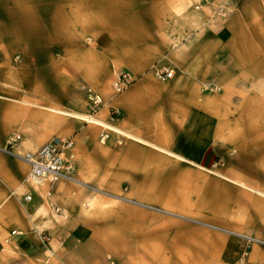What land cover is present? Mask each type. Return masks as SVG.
I'll use <instances>...</instances> for the list:
<instances>
[{
    "label": "crops",
    "instance_id": "0c3cea01",
    "mask_svg": "<svg viewBox=\"0 0 264 264\" xmlns=\"http://www.w3.org/2000/svg\"><path fill=\"white\" fill-rule=\"evenodd\" d=\"M199 2L0 0V150L14 135L16 155L71 139L80 184L264 239V0H230L225 18ZM157 69L173 75L160 81ZM118 71L134 81L113 95ZM202 84L221 92L202 94ZM88 91L102 98L96 109ZM28 171L0 151V264H52L86 238L78 215L90 194L33 186ZM114 206L155 234L148 245L175 256L168 263L238 256L231 238ZM249 262L264 264V250Z\"/></svg>",
    "mask_w": 264,
    "mask_h": 264
},
{
    "label": "rangeland",
    "instance_id": "374dc122",
    "mask_svg": "<svg viewBox=\"0 0 264 264\" xmlns=\"http://www.w3.org/2000/svg\"><path fill=\"white\" fill-rule=\"evenodd\" d=\"M212 18L216 17L212 14ZM157 71L165 72V70L160 69H157ZM122 73L128 74V72L125 71H118L112 77L110 83V91L113 95L115 94L112 91V82L118 74ZM130 78L131 85L134 79L132 77ZM205 87L216 86L202 84V94L210 95L219 94L221 92V89L219 87H217L219 88V91L213 93L205 90ZM114 111L115 110H111L112 120L119 117L120 115L119 112H117L118 115H114ZM15 136L17 137L18 135L12 136L11 139ZM18 137L20 140V136ZM102 139L103 138L101 137V140ZM0 151L20 162L22 161L18 156L21 157L25 155L12 154L9 151V144L8 146H6V148L1 149ZM75 171L76 167L72 175L74 181L66 183L73 184L74 186H77L79 188L81 187L82 189L86 190L88 194H90V196L85 198L90 200H87L83 203V206H81V212H79L78 215L80 216L78 221L79 226L83 230L84 236L86 238L83 240L80 247L77 248V250L68 253L64 252V256H50V261L52 260L51 262H53L52 264H175L173 262L168 263L167 261L168 259H172L175 256H170L167 254L162 255L161 253H158L162 250L161 247L157 248L148 245V243L151 244V242L155 244V242L159 240L156 239L155 234H153L152 232L147 233L145 229H141L140 223H135V219L133 218L136 214L127 209L129 207L114 206V204L116 205L120 202L122 204L130 205L133 207H137L138 209L147 211L149 214L181 220L197 226L206 232L215 233L220 236L233 239L237 244L238 256L231 262H227L226 264H250L249 259L252 250H264V239L262 238H257L245 234H236L209 223L197 222L181 218L160 208L142 206L132 200H126L123 197L115 198L114 196L101 192L90 185L88 186L86 184H80L75 178ZM93 199L106 200L108 204L102 206H97L95 205V203L91 204V201ZM117 200L118 202H120L117 203ZM131 220L133 222H131ZM247 240L250 241L248 248L246 247ZM165 242L167 243L168 239H166Z\"/></svg>",
    "mask_w": 264,
    "mask_h": 264
},
{
    "label": "built area",
    "instance_id": "2783aa9c",
    "mask_svg": "<svg viewBox=\"0 0 264 264\" xmlns=\"http://www.w3.org/2000/svg\"><path fill=\"white\" fill-rule=\"evenodd\" d=\"M211 8L212 14L215 17L225 18L229 7L230 0H200L195 9L201 7ZM155 77L158 80L165 81L172 77L171 71L155 72ZM131 83L129 74H118L112 82V91L115 95L125 91ZM205 90L213 93L219 91L217 87H205ZM89 102L93 109H96L102 104L101 98L88 91ZM118 115L117 111L113 112ZM104 139V137H102ZM19 137L15 136L9 141V146L17 144ZM73 142L71 139L53 138L34 153H27L24 156H18L21 161H27L29 172L27 182L33 186L48 184L50 187L59 182H73V173L75 170V156L72 152ZM50 196V194H48ZM25 202L31 201L30 196L23 198ZM54 212H58L57 208H53ZM250 241H246L248 248ZM246 255V254H244Z\"/></svg>",
    "mask_w": 264,
    "mask_h": 264
},
{
    "label": "bare ground",
    "instance_id": "6f19581e",
    "mask_svg": "<svg viewBox=\"0 0 264 264\" xmlns=\"http://www.w3.org/2000/svg\"><path fill=\"white\" fill-rule=\"evenodd\" d=\"M22 162H24V163H26V164L28 165L27 161H22ZM28 166H29V165H28Z\"/></svg>",
    "mask_w": 264,
    "mask_h": 264
}]
</instances>
